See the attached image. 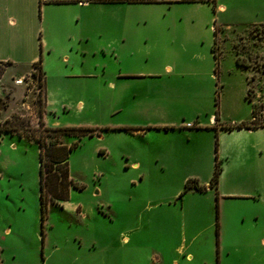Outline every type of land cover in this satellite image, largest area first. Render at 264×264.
Wrapping results in <instances>:
<instances>
[{"label":"rangeland","instance_id":"374dc122","mask_svg":"<svg viewBox=\"0 0 264 264\" xmlns=\"http://www.w3.org/2000/svg\"><path fill=\"white\" fill-rule=\"evenodd\" d=\"M124 16L139 24L151 18L173 20L175 37L155 43L137 37L121 41L113 61L104 55L83 56L76 48V61L59 62L57 55L52 56L48 65L52 89L71 109L50 115L49 125L97 127L113 123V117H126L125 112L114 115L115 90L108 82L116 80L119 71L136 74L172 64L178 71L149 78L148 88L136 82L141 80H131L132 87L157 94L167 117H178L186 126L197 115H214L223 117L225 129L216 125L192 134L178 129L177 137L163 138L160 147L126 132L99 137L95 129L82 136L70 153L69 165L74 181L83 188L71 187L70 202L81 205L86 216L50 205L45 240L39 236L38 241L42 233L38 140L44 136L47 142L71 144L80 131L59 137L43 131L44 87L34 74L39 69L0 63V129L18 128L0 131L4 264L13 259L23 264L43 259L46 264H264V194L241 195L252 188L244 174L264 171L259 153L264 148V125L253 132L238 127L251 123L254 106L264 123V0H205L166 11L144 5ZM139 24L133 27L135 32L141 29ZM238 56L249 65L238 64ZM104 65L106 73L96 77L84 73L104 71ZM79 99L86 102L84 110L76 106ZM135 159L141 168L132 166ZM217 159L222 171L218 186L210 188L207 182ZM189 178L206 187L181 195ZM9 223L15 226L10 235L4 230Z\"/></svg>","mask_w":264,"mask_h":264},{"label":"crops","instance_id":"0c3cea01","mask_svg":"<svg viewBox=\"0 0 264 264\" xmlns=\"http://www.w3.org/2000/svg\"><path fill=\"white\" fill-rule=\"evenodd\" d=\"M204 1L0 0V63H7L14 68L29 69L31 71L40 56H44L42 62L45 84L43 117H45L46 123L49 124L48 117L50 115L58 116L60 112H66L71 109L59 98L58 93L52 89L51 70L48 69L49 60L52 56L57 55L54 57L59 62H70L72 59L76 61L78 57L73 51L76 48L83 53V56L93 54L101 58L104 55L113 61V52L117 50L118 43L121 41L137 37L155 43L175 37V21L151 18L145 19L142 24L134 23L133 19L124 16L133 7L144 5L159 6L166 11L180 4ZM219 7L224 8L225 6L220 4ZM138 24L141 29L135 32L133 27L138 26ZM83 56L82 59H84ZM89 56L87 59H89ZM103 68L104 71L94 68V70L91 69L84 73L85 75H90V77H96L106 73L107 66L104 65ZM178 68L172 64H166L162 69L149 70L147 72L140 71L136 74L123 71L116 73V80L108 82L115 90L114 115L119 112H125L126 117H113L115 119L113 123L98 125L96 130H99L100 133L96 134L99 137H105L106 133L111 131L126 132L127 134L143 137L149 145L156 144L160 147V140H163V138L175 139L177 137L176 134L179 133L178 129L189 130L190 134L194 131L213 128L216 125H220L221 129H225L221 121L223 117H215L214 115L210 117L197 115V117H192L194 119L193 125L186 126L183 120L180 121L178 117H167L165 104L159 98L157 99V94L136 92L134 87H132L135 83L131 80H141L136 82H141L140 86L146 87L149 78L159 79L163 73L171 74L175 69L178 71ZM189 70H193V68L189 67ZM64 73L69 72L64 70ZM109 73L113 77V70L109 71ZM211 74L213 75V73ZM76 106L79 110H84L86 102L83 99H79ZM183 119L185 118L183 117ZM262 126L257 127L260 128ZM257 127H247V129L253 132L252 130L257 129ZM157 152L162 153V151ZM259 153L264 159V148ZM132 166L138 169L141 168L142 163L139 159H135L132 162ZM243 177L251 181L250 186L252 188L250 189L251 192H242L241 195L262 197L264 194V171L249 172L244 174ZM210 181L207 183L210 184ZM210 188H213V186L210 185ZM194 189L196 187H191L187 191H193ZM56 205L63 208L69 207L77 215L86 216L82 206L72 204L70 197ZM14 227L12 223H9L4 228L5 233L8 235L14 233ZM39 236L42 239L41 232L37 236L38 241L40 240ZM20 237L23 238L22 236ZM2 250L3 248L0 246V264H4ZM22 261L13 259L11 264H23ZM39 264H46V260L39 261Z\"/></svg>","mask_w":264,"mask_h":264},{"label":"trees","instance_id":"16d2710c","mask_svg":"<svg viewBox=\"0 0 264 264\" xmlns=\"http://www.w3.org/2000/svg\"><path fill=\"white\" fill-rule=\"evenodd\" d=\"M215 33H217V28H215ZM216 46H213L216 59L218 54L215 50ZM43 58L35 63V67L39 71H35L34 74L39 76L40 85L44 87V69H43ZM219 62V61H218ZM217 62V65H218ZM238 64L248 66L249 64L243 63L240 59V56L237 58ZM218 70V66L216 67ZM253 85L249 87V92H251ZM45 94V93H44ZM250 97V96H249ZM252 100V98L250 97ZM44 110L41 111V125L43 126V131L47 134L57 133L58 137L72 130H79L78 140L69 144L57 139H52L50 142H47L44 136H41L38 140L39 150H40V199H41V231H42V241L45 240V225L47 213L49 211V206L52 204H60L63 200H66L70 197L71 187L75 186L78 188H83V186L78 185L70 173L69 157L70 153L78 146L79 140L82 136L89 134L94 131L96 127H58L51 126L45 122L43 119ZM264 125L263 121L260 120V117L257 116V107L254 106L253 109V118L251 123L242 122L238 124V127L247 126V127H257ZM18 128L16 125H9L1 130L6 131H15ZM107 129V127H106ZM19 134L24 136L23 133ZM91 134V133H90ZM36 135V134H35ZM222 171V166L220 160L217 159L216 166L210 181V185L217 187L220 179V174ZM191 187H196L198 189H204L206 185L201 184L197 178H189L186 181L185 189L181 195L186 192Z\"/></svg>","mask_w":264,"mask_h":264},{"label":"built area","instance_id":"2783aa9c","mask_svg":"<svg viewBox=\"0 0 264 264\" xmlns=\"http://www.w3.org/2000/svg\"><path fill=\"white\" fill-rule=\"evenodd\" d=\"M17 82H18V83H21V82H22V79H18ZM187 124H188V125H193L192 122H188Z\"/></svg>","mask_w":264,"mask_h":264}]
</instances>
